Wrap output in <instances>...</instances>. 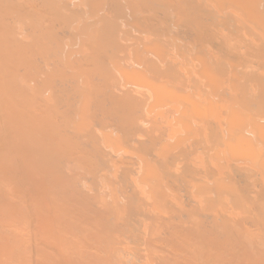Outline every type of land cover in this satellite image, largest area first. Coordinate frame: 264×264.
<instances>
[{"label":"bare ground","instance_id":"obj_1","mask_svg":"<svg viewBox=\"0 0 264 264\" xmlns=\"http://www.w3.org/2000/svg\"><path fill=\"white\" fill-rule=\"evenodd\" d=\"M259 2L0 0V264H264Z\"/></svg>","mask_w":264,"mask_h":264},{"label":"rangeland","instance_id":"obj_2","mask_svg":"<svg viewBox=\"0 0 264 264\" xmlns=\"http://www.w3.org/2000/svg\"><path fill=\"white\" fill-rule=\"evenodd\" d=\"M260 2H261L262 4H260ZM260 2H259L258 5L256 4L257 8H255V7H254V8L257 10L258 13H259V11H260V12L263 11L262 13H264V0H262V1L260 0ZM228 5H230V4H228ZM229 7H231V6H229ZM256 10H255V11H256ZM255 11H254V12H255ZM255 14H257V13H255ZM257 17H258V16H256V18H257ZM263 17H264V14H262V18H263ZM219 19H220V18H219ZM246 19H247L248 21H250L249 18H246ZM219 21H222V20H219ZM77 22H78V21H77ZM255 22H256V24H255ZM255 22L251 23L252 25H250V26H251L253 29L255 28V29L258 31V33L262 34L263 37H264V27H262V29H263V31L261 30L262 32H261L260 29H259V28L262 26L261 24L264 25V18H263V20L261 19L260 24H258L257 20H256ZM77 24H78V23H76V25H77ZM236 25H237V24H236ZM257 25H258V27H259V25H260V27L258 28ZM237 26L239 27V25H237ZM248 27H249V26H248ZM248 27H247V32L245 33V36H244V44H245V46H246V47H245V48H246V49H245L246 52H243V53H242V57H244V58H242V60H241V62L243 63V66L245 65L244 67H245L247 70H246L245 68H243V66H242V68L245 69L244 71H246V72H247L248 70H250V68H251L252 70H254V69L256 70V69H257L258 72H254V75L256 74L255 76L258 75L257 77H259V74H257V73L262 72V70L264 71V69H263V67H264V62H262V61H264V57H262V56H264V52H262V54H261V51H262L261 49H263V51H264V42H261V45H262L261 47L258 45V42H260V41H262V40L264 41V39H261V38H262V37H261L262 35L260 36V34H259V37H257V36L255 35V34H258L256 30H253V29H252V32H253V33H251V31L248 29ZM15 29H16V27H15ZM20 30H21V29H18V28H17V30H14V33L16 34V36H17L18 38L20 37V35H19ZM248 30H249V31H248ZM255 31H256V33H254ZM133 33H134V32H133ZM253 34H254L256 37H255ZM133 35H136V33H134ZM246 35H248L249 38H248ZM251 37H252L253 39H252ZM246 38H248V39H246ZM250 38L252 39V41H251ZM254 39H255V40L257 39V42H256ZM246 40H247V41H246ZM249 40H250L251 42H249ZM122 41H123V40H122ZM253 42L255 43V45H254ZM252 43H253V45H252ZM259 44H260V43H259ZM250 45H251V46H250ZM254 46H255V47H254ZM253 47H254V48H253ZM257 47H258V48H257ZM259 47H260V51H259ZM255 48H256V49H255ZM248 49H249V50H248ZM251 49H252V50H251ZM258 51H259V52H258ZM245 53L247 54L246 56H244ZM248 53H249V54H248ZM251 53H252V55H251ZM253 55H254V57H253ZM248 56H249V57H248ZM256 56H257V57H256ZM62 57H64V56H62ZM247 58H248V62H247ZM252 58H253V59H252ZM261 58H262V59H261ZM244 59H245V60H244ZM255 59H256V61H255ZM258 59H260V60H262V61L260 62V60H258ZM250 60H251V61H250ZM244 61H245V62H244ZM246 62H247V63H246ZM244 63H245V64H244ZM251 63H252V64H251ZM256 63H259V64H257V65H259V66L255 65ZM260 63H262L263 65H262V64L260 65ZM247 64H248V66H246ZM249 64H250V66H249ZM251 65H252V66H251ZM253 66H255V67H253ZM261 66H262V68H261ZM257 70H256V71H257ZM259 70H260V71H259ZM249 72H251V71H248V73H249ZM244 73H245V72H244ZM244 73H243V74H244ZM262 73H263V72H262ZM249 74H250V73H249ZM252 74H253V72H252ZM244 75H246V74H244ZM244 75H243V76H242V75L239 76V77L241 78L240 80L245 81V80H243ZM247 75H248V74H247ZM247 75H246V76H247ZM250 75H251V74H250ZM250 75L248 76V79H247V78H245V79L249 80V78L252 76L253 80H255V78L253 77V75H251V76H250ZM260 75H261V74H260ZM263 75H264V74H263ZM239 77H238V78H239ZM261 77H262V79L264 78V76H262V75H261L259 78H261ZM250 79H251V78H250ZM262 79H261V80H262ZM247 80H246V81H247ZM257 80H258V79H257ZM249 81H250V80H249ZM249 81H248V82H249ZM259 81H260V80H259ZM251 82H252V81H251ZM255 82H256V81H254V83H255ZM263 82H264V81L262 80L261 83H263ZM254 83H253V82L250 83V84H251V87H250V84H249V83H248L249 86H248L245 82H244V85L242 84V85L244 86V88H245V92H246V98H245L246 101H245V102H248L247 106L250 104L249 101H251L252 98H253V100H252L251 102H253V101H255V100H256V101L258 100V98H259V97H258V96H259V92H260V93L264 92V90H263V91H260V90H259L262 86L259 87V89L256 87V86H260L261 84H260V85H256L257 82H256V84H254ZM252 84H253V85H252ZM263 85H264V83H263ZM249 87H250L251 89H253L252 92L249 91V90H247ZM254 87H255V88H254ZM250 88H249V89H250ZM262 88L264 89V87H262ZM262 88H261V90H262ZM256 89L259 90V92H258V96H256V94H255V93L257 92ZM184 90L186 91L187 88H185ZM246 90H247V91H246ZM248 91H249V93H250V92H251V93L249 94ZM252 93L254 94L253 96L251 95ZM249 95H250V96H249ZM255 96H256V97H255ZM248 97H249V99H248ZM254 98H255V99H254ZM250 99H251V100H250ZM214 101H217V100L215 99ZM168 102H169V100H168ZM170 102H171V100H170ZM255 103H256V102H255ZM171 104H172V103H171ZM173 104H174V103H173ZM173 104H172V105H173ZM212 104H213V103H212ZM245 104H246V103H245ZM257 105H258V102H257ZM244 106H245V109H244V110H247V109L249 108V107L246 108V107H247L246 105H244ZM250 106H251V107H250L251 109L247 110V113H244V117H245V116L247 117V120L244 118V119L246 120L245 123H248V124H249V123H250V120H252V121H256V122H260V123L264 124V120H263V119H262V121H259L258 118H256V117L254 118V117H253L254 115H256L257 117H258V115L261 116V115L258 114V113H261V112L263 111V114H264V110H263L262 108H261V110L258 109V108H260V107L256 106V104H254L253 107H252V104H250ZM263 106H264V105H263ZM205 107H206V106H205ZM257 107H258V108H257ZM253 108H254V110H253ZM255 108H256V109H255ZM263 108H264V107H263ZM206 109H207V108H206ZM257 110H258V111L260 110V112H257ZM248 111H250V112H251V111H254V112L251 113V116H250V113H248ZM205 112H206V113H205ZM244 112H246V111H244ZM256 112H257V113H256ZM201 113H202V115H203V113H204V117L202 116V119H200V117H199V116H201V115H200ZM201 113L199 114V116H198V115H195V117L197 116V118H195V117L193 118V119H194L193 121L196 120L195 123H197V125H198V123H201L200 120H203V118H204L205 121H209V120H210V119L208 120V111H204V112H201ZM206 114H207V115H206ZM252 114H253V115H252ZM257 114H258V115H257ZM263 114H262L261 117H264ZM205 116H206V117H205ZM251 117H252V118H251ZM256 119H257V120H256ZM198 120H199V122H198ZM248 120H249V122H248ZM202 122H203V121H202ZM253 123H254V122H253ZM253 123L251 122V124H253ZM260 123H259V124H258V123L255 124V123H254V124H255V127H254L253 125L250 124V126H253L254 128H253V127H250V126H247V124L245 125V127L247 126L248 129H249V127H250V128H253V129H256V125H257V124H258V125H261ZM261 127H262V126H260V128H259V127H258V128H259V129H263V128H264V125H263V128H261ZM249 130H250V129H249ZM260 131H261V130H260ZM263 131H264V129L262 130V132H263ZM262 135L264 136V133H262ZM245 136H246V137H247V136L251 137L250 139H252V140H251L252 143H255V142L258 143V141L261 139L262 142H261V140H260L259 142H261V143L264 144V139L262 138L263 136H261L260 138L257 137L256 140H254L255 138H254L253 136H251L249 133H246ZM246 137H245V138H246ZM249 137H248V138H249ZM184 138H186V137H184ZM184 138H183V139H184ZM245 138H244V139H245ZM187 140H188V138H187ZM187 140H184V141L186 142ZM247 140H249V139H246V140H244L243 142H245V141H247ZM257 140H258V141H257ZM184 141H183L182 143H184ZM249 141H250V140H249ZM249 141H248V143H249ZM253 141H254V142H253ZM186 143H187V142H186ZM256 143L253 144V145L251 146V144L248 145L247 142H246L245 145L243 146V148L245 149V147L247 148V146H251L250 149H253V150H254V147H253V146H255V148H257V147H256V145H257L258 148H257L256 151H254V152H255V154L257 153V155H258V157H259V156H262V155H263L262 151H264V150H262L261 148H263L262 146H264V145L261 146V144H259V143L256 144ZM184 144H185V143H184ZM243 144H244V143H243ZM246 145H247V146H246ZM260 146H261V147H260ZM259 147H260V148H259ZM244 149H243V150H244ZM247 149H248V148H247ZM250 151H251V150H250ZM232 152H233V154H234V151H232ZM251 152H252V151H251ZM251 152H249V151L247 152V150H246L247 155H245V156L243 155V156H242V155L239 154L240 157L236 154V155H237V156L235 155L236 157L241 158V159H239V160H238V158H236L232 153H230V152H228V151H227V154L229 153V155H230L229 158H230V159H231V157H232V160H233V158L235 157L234 159H235V160H238V161H237L238 164H240V165H244L245 163L243 162V160L245 161V159H246L245 162H248L247 159L251 158V156H252V155H251V154H252ZM246 153H245V154H246ZM248 153H249V154H248ZM223 154L226 155V153H223ZM255 154H253V157H252L251 159H249L250 161H252V162H251L252 164H249V163H248V164H249V165H254L255 168L258 167L257 169H261V167L264 166V164H263V163H264V157H263V156H262V158L260 157L261 159H263V161H262L260 158H258V160L261 162V163H260V166H261V164H263V165L260 167L259 164H258L259 161L256 160L257 158L255 159V157L257 156V155L255 156ZM248 155H251V156L248 158V157H247ZM213 156H214V157H213ZM212 157H213V158H212ZM215 157H216V156L213 154V152H211V153H210V161H211V163H213V162L215 161V164H214V165L217 166V165H218V162H216V160H219V159H220V156H218L219 159H216L217 157H216V158H215ZM243 157H244V158H243ZM246 157H247V158H246ZM254 159H255L256 161H255ZM253 160H254L256 163H254ZM241 161H242V162H241ZM257 161H258V162H257ZM232 162H233V161H232ZM239 162H240V163H239ZM246 164H247V163H246ZM246 164H245V165H246ZM256 164H257V165H256ZM254 166H251V167L254 168ZM245 167H246V166H245ZM251 167H249V168H251ZM247 168H248V166H247ZM255 168H254V169H255ZM257 169H255V170H257ZM258 171H259V170H258ZM260 176H261V175H260ZM260 176H259V174H258V176H257V178L259 177V179H258L259 181H260L261 178H262V177H260ZM252 177H253V176H252ZM263 178H264V177H263ZM263 178H262V179H263ZM253 179H254V178H253ZM261 181H262V180H261ZM209 186L213 187L211 184L208 185V187H209ZM211 187L208 188V191H209V190H212ZM263 187H264V186H263ZM261 188H262V187H261ZM261 188H260V190H259V188H258V190L262 193L261 196H263V195H264V192H263L264 189H263V188L261 189ZM262 190H263V191H262ZM203 192H205V191H204L203 189H201V193H203ZM210 193L212 194L213 191H210ZM210 193H209V195H211ZM211 196H213V194H212ZM94 197H98V196H94ZM259 198H260V196H259ZM257 199H258V197H257ZM262 200H263V201H262V205H261V206H262V208H263V207H264V197L262 198ZM244 203H246V202H244ZM247 203H249V202H247ZM249 204H250V203H249ZM247 205H248V204H247ZM250 205H251V204H250ZM213 207H215V206H213ZM213 207L210 206L209 210H211ZM248 207H249V206H248ZM215 209H216V208H213L212 211H214ZM248 209H252V208L249 207ZM232 210H233V212H231ZM232 210H228V211L231 212V213H232L231 215L233 216L234 213L236 212V209L234 208V206H233V209H232ZM252 210H253V209H252ZM252 210H249V211L251 212ZM246 211H247V213H246L247 215H246V216L249 217L250 213H249L248 210H246ZM253 211H254V210H253ZM263 212H264V208H263V209H260V210H258V211H254V212H252L253 214L250 215V216H251L250 218H252V220H251L252 222H251V223H253V224L255 223V225H256V226L253 225V228H256V230H257L258 232L264 234V231H263V230H264V214H263ZM252 215H253V216H252ZM232 216H229V218H230L229 220H233ZM256 222H257V223H256ZM260 225H262V226H260ZM247 226H249V225H247ZM248 228L250 229V227H248ZM260 229H261L263 232H262ZM258 232H257V233H258ZM253 236L255 237V238H253V241L257 243V248L259 249V247L261 246L260 249H262V248L264 249V244H263V242H264V238H263L264 235L261 234V236H260V235L258 236V234H257V235H256V234H253ZM250 237H251V236H250ZM261 238H262V239H261ZM255 239H256V240H255ZM260 239H261V240H260ZM258 241H259V242H258ZM260 241H261V242H260ZM258 245H259V246H258ZM86 249H88V248H86ZM88 251H89V249H88ZM129 260H130V259H129ZM122 262H126V264H133L132 260H130V262H129L128 259H127V260H124V261H122ZM124 264H125V263H124Z\"/></svg>","mask_w":264,"mask_h":264}]
</instances>
